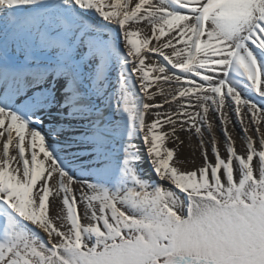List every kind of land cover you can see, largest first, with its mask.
Listing matches in <instances>:
<instances>
[{"label":"snow or ice","instance_id":"6c2138e0","mask_svg":"<svg viewBox=\"0 0 264 264\" xmlns=\"http://www.w3.org/2000/svg\"><path fill=\"white\" fill-rule=\"evenodd\" d=\"M0 264H264V0H0Z\"/></svg>","mask_w":264,"mask_h":264},{"label":"bare ground","instance_id":"6f19581e","mask_svg":"<svg viewBox=\"0 0 264 264\" xmlns=\"http://www.w3.org/2000/svg\"><path fill=\"white\" fill-rule=\"evenodd\" d=\"M141 26L146 27V25H141ZM151 59L155 61V60H158L159 57L156 55H152ZM147 62L148 61L146 60V63ZM152 74L154 75L155 73H152ZM154 88H155V85H154ZM157 99H159V97ZM149 119H151V117H149ZM209 119L210 120L213 119V115L211 112L209 113ZM239 129H240V125H237L235 130H233L231 126H229L228 128V131L232 133L233 139L236 140V146H237L238 151L241 149V146H242V140L240 139L242 133H240ZM212 132L220 144L221 154L225 155L224 147H223L224 136H223V132L221 131V127L218 122L215 123V126L212 129ZM179 135H180L181 140L183 141V143L180 144L179 151L177 153L179 160L183 161V163H181L179 167H181L184 170H188V171L202 167L204 160L202 156V149H201L199 138L195 135H191L187 131L180 132ZM204 142H205V146L208 148L209 159L214 162V157L212 156V153H211V136L208 134L206 130L204 132ZM166 143L168 147H174L172 143L167 142V141ZM140 166L145 170V172L149 171L150 166L148 164L146 157L141 162ZM255 166H256V161H254V167ZM56 211H57V207H53L51 209V214L55 215Z\"/></svg>","mask_w":264,"mask_h":264},{"label":"rangeland","instance_id":"374dc122","mask_svg":"<svg viewBox=\"0 0 264 264\" xmlns=\"http://www.w3.org/2000/svg\"><path fill=\"white\" fill-rule=\"evenodd\" d=\"M160 59V58H159ZM153 179L155 178V177H152Z\"/></svg>","mask_w":264,"mask_h":264}]
</instances>
